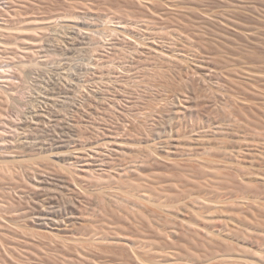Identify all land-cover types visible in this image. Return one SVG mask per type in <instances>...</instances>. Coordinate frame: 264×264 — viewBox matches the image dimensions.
I'll return each instance as SVG.
<instances>
[{
	"label": "rangeland",
	"instance_id": "obj_1",
	"mask_svg": "<svg viewBox=\"0 0 264 264\" xmlns=\"http://www.w3.org/2000/svg\"><path fill=\"white\" fill-rule=\"evenodd\" d=\"M0 264H264V0H0Z\"/></svg>",
	"mask_w": 264,
	"mask_h": 264
}]
</instances>
